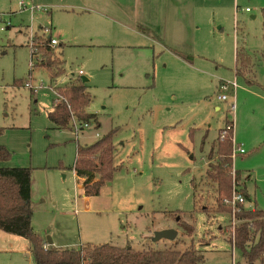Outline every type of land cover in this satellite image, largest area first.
<instances>
[{"label": "rangeland", "instance_id": "374dc122", "mask_svg": "<svg viewBox=\"0 0 264 264\" xmlns=\"http://www.w3.org/2000/svg\"><path fill=\"white\" fill-rule=\"evenodd\" d=\"M166 2L149 0L137 33L82 42L54 36L63 72L51 79L29 43L51 23L49 7L0 0V147L9 154L0 168L30 169L32 229L51 248L163 249L174 242L154 234L174 230L184 242L176 249L192 243L206 264H245L228 241L230 216L216 212L205 172L219 131L232 121L234 144L243 150L233 169L250 197L247 207L264 211V0H188L172 23ZM236 49L252 60L244 78L235 75ZM83 79L86 112L99 128L75 134L73 111L70 129L56 128L47 119L56 89ZM110 132L117 170L87 205L72 170L77 147ZM178 219L193 228L189 238ZM0 264H33L28 241L0 231Z\"/></svg>", "mask_w": 264, "mask_h": 264}, {"label": "trees", "instance_id": "16d2710c", "mask_svg": "<svg viewBox=\"0 0 264 264\" xmlns=\"http://www.w3.org/2000/svg\"><path fill=\"white\" fill-rule=\"evenodd\" d=\"M142 30V29H141ZM50 38L43 34H34L30 54L38 56V65L46 69L51 79H55L63 72V61L50 47ZM262 40L264 55V9L262 10ZM173 53L187 60L190 56L176 52ZM253 66L250 56L241 49L235 53V75L245 77ZM248 84L253 81L246 80ZM25 86H30L29 82ZM34 92V90H31ZM59 100H56L47 119L58 129H70L71 119L76 118L78 125H93L99 128L96 115L87 114L86 109L90 104V96L86 92L85 83L73 81L62 89H56ZM74 112V117L71 115ZM233 122L225 121L219 131L217 141L212 146L208 156V166L205 180L215 187L216 212L233 215L234 226L226 228L230 235L229 243L240 252L245 264H264V211L247 207L251 202L246 193L245 184L241 181L239 172L232 166L234 148ZM224 135L223 142L220 137ZM113 132L98 138L91 144L77 147L76 161L73 172L81 180L83 195L86 198L97 197L102 187L109 183L117 168L113 166L114 146L112 143ZM9 157L5 148L0 147V161ZM26 168H0V231L11 234L29 243V252L33 264H206L202 254L197 252L192 243L183 251L176 246L184 242L175 238V247L163 249H146L136 251L132 247L120 248L103 244L98 246L85 245L79 249H54L50 246L43 249L44 242L34 234L32 229L31 199V173ZM242 195L246 205H236L232 213L230 200L232 192ZM228 202L225 204V202ZM177 213H169L176 215ZM180 222L183 236L189 238L193 228ZM191 242V239H190ZM237 264V263H235Z\"/></svg>", "mask_w": 264, "mask_h": 264}, {"label": "crops", "instance_id": "0c3cea01", "mask_svg": "<svg viewBox=\"0 0 264 264\" xmlns=\"http://www.w3.org/2000/svg\"><path fill=\"white\" fill-rule=\"evenodd\" d=\"M43 2L53 14L51 23L40 27V34H50V39L58 36L67 42L88 41L89 38L117 37L126 33H137L140 11L149 5V0H33ZM167 13L172 23L178 18V8L186 11L188 0H166ZM153 2V0H150ZM166 9V8H165ZM133 19L130 20V17ZM129 19L131 25H126ZM125 20V21H124ZM142 23H146L141 19ZM133 25L135 30H131ZM144 25V24H142ZM49 32L44 33L43 29ZM72 31L71 34L65 31ZM90 32V35H89ZM89 204L90 198L85 197ZM53 244V242H52Z\"/></svg>", "mask_w": 264, "mask_h": 264}, {"label": "built area", "instance_id": "2783aa9c", "mask_svg": "<svg viewBox=\"0 0 264 264\" xmlns=\"http://www.w3.org/2000/svg\"><path fill=\"white\" fill-rule=\"evenodd\" d=\"M248 11V10H247ZM0 23H1V20H0ZM1 30H3V28H1ZM43 32L44 33H47V32H49V29L48 28H44L43 29ZM33 38V37H32ZM31 38H30V41H29V43H30V46H31ZM57 46V42L54 40V39H51L50 40V47H52V48H54V47H56ZM79 75H82V73L80 72L79 73ZM236 85L235 84H233L232 85V88H234ZM221 90H226L227 89V85H224V86H221V88H220ZM218 100H220V101H225L226 100V96L225 95H222V96H219L218 97ZM89 126L86 124V125H84L82 128L80 127V126H75L74 127V131H75V134L78 132V131H83L84 129H87ZM223 140H224V135H222L221 137H220V142H223ZM240 154V155H242L243 154V150L242 149H240V148H238V147H235L234 148V155H233V158H234V156H235V154ZM228 202L226 201L225 202V204H227ZM236 205H241V206H245L246 205V202H245V200H244V198L242 197V195L240 194V193H238V192H236V191H234L233 190V192H232V196H231V200H230V206L232 207V213L234 214L235 212V209H234V207L236 206ZM233 219V215H232V217H231V221H232V225L234 226V221L232 220ZM50 246L47 244V243H44V245H43V249H45V250H47L48 248H49ZM231 264H235V262L234 261H232V263Z\"/></svg>", "mask_w": 264, "mask_h": 264}, {"label": "water", "instance_id": "95a60500", "mask_svg": "<svg viewBox=\"0 0 264 264\" xmlns=\"http://www.w3.org/2000/svg\"><path fill=\"white\" fill-rule=\"evenodd\" d=\"M83 82L85 83L86 80L83 79ZM177 236V232L174 230H163L160 232H157L154 234V240L155 241H160V240H167V241H173ZM47 244L49 246L52 245V241L48 238L47 239Z\"/></svg>", "mask_w": 264, "mask_h": 264}]
</instances>
